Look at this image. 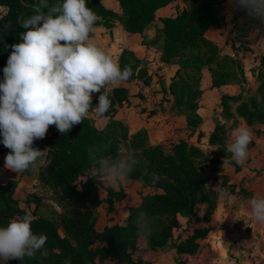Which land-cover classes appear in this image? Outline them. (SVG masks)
I'll use <instances>...</instances> for the list:
<instances>
[{
  "label": "trees",
  "instance_id": "1",
  "mask_svg": "<svg viewBox=\"0 0 264 264\" xmlns=\"http://www.w3.org/2000/svg\"><path fill=\"white\" fill-rule=\"evenodd\" d=\"M176 1L178 0H117L124 13L125 28L131 34H143L146 27L156 19L157 12ZM184 1L192 2L196 6L195 9L191 12L185 11L176 17L162 19L165 38L163 56L167 61L178 58L183 67L189 66L199 71L205 66L213 69L211 65L216 62L215 48L214 50L209 49L201 55L195 54V51L205 45H212L206 38V33L210 29L219 30L223 27L220 9L215 7V3L221 0ZM50 2L52 5L59 0H50ZM39 3L38 0H0V6L6 8V13L0 18V81L3 80V68L6 66L8 55L11 52V48L6 45L20 42V33L25 31L17 21L22 17L26 19L35 14L34 6ZM87 4L99 18L112 19L117 16L114 11L104 6L103 0H87ZM99 23L101 22L97 21L96 25ZM210 50L214 51L212 55H209ZM119 65L121 68L126 65L131 67L130 81L147 76L146 69L141 66V60L129 50L122 52ZM214 74L217 75L215 70ZM222 83V77L214 76L212 87L220 88ZM259 84L263 97L261 102L253 100L252 104L255 106L253 111L249 110L250 107L245 102L239 104L235 110L233 106L238 103L237 99L229 95H222L224 117L235 120L237 116H242L250 124L264 121V71L259 74ZM170 88L174 100L184 105V115L182 113L180 115L186 117L190 128H199L203 121L198 114L199 101L203 91L186 79L173 81ZM116 90L114 89V93L117 92ZM119 90L125 92L126 96L123 99L127 100L129 91L124 88ZM123 99L115 95L114 100L110 98L111 105L115 102L122 103ZM110 119L105 130L97 129L88 117L81 124L74 126L68 134L61 135L57 130L46 137L44 148L49 151L53 160L43 170L41 182L48 185L57 194V197L66 203H64L65 205L78 208L85 195H87L86 199L95 204L98 199L99 182L96 178L91 177L84 181L79 180L80 177L89 175L93 170L88 148H97L100 150V155L115 157L118 148L122 146L132 150L138 161L129 176L142 177L145 181L153 183L152 176L155 174L159 179L153 185L156 189L163 190V193L144 196L139 206L130 208L129 221L135 223L136 216L141 211L146 213L149 221L153 216L192 218L198 206L208 201L207 184L210 177L206 173H201L199 176V170L204 169L209 157L204 156L199 147L188 145L185 142L176 145L170 154L166 153L162 147L151 150L145 129H141L131 137L123 122L113 117ZM225 130L222 124H218L209 139V144L218 147L221 152L225 151L227 143ZM0 140H2V136H0ZM229 160V164H233L239 169L235 161ZM77 182H80L79 185L82 187L80 194L76 192L77 187L72 186L75 185L74 183L77 185ZM11 183L10 181L6 185L0 184V213H4L9 219L25 213L17 208V202L12 196L14 186ZM70 216L67 210V214L58 221L60 226L46 219L33 220L32 231L36 234L42 233L47 237L45 245L47 255L41 257L40 253H37L35 258L26 257L22 261L12 260L9 263L49 264L56 257H61L71 259L76 264H85L88 252L86 253L85 250L87 245L83 247L81 243L84 239H90L99 244L92 255L102 264L114 260L121 261L125 258L126 246L112 237L114 230L98 233L90 214H77L72 218ZM60 227L66 232V235L74 237L77 246H73L71 244L73 242L59 234ZM169 231L168 228L164 229L162 240L156 243L163 244ZM206 233L205 230L196 231L194 236L184 243L183 248L189 247L195 240L204 237Z\"/></svg>",
  "mask_w": 264,
  "mask_h": 264
},
{
  "label": "clouds",
  "instance_id": "2",
  "mask_svg": "<svg viewBox=\"0 0 264 264\" xmlns=\"http://www.w3.org/2000/svg\"><path fill=\"white\" fill-rule=\"evenodd\" d=\"M229 2L264 25V0ZM34 13L17 21L25 31L20 33V42L6 45L11 52L0 81V143L9 149L4 167L17 174L36 168L45 156V150L34 147V142L44 139L50 126L63 135L91 113L103 118L112 104V88L132 76L130 66L121 68L92 41L98 18L87 0H59L52 5L40 0ZM95 93L100 95L93 107ZM252 139V129L239 125L231 131L225 152L232 161L243 164ZM99 152L88 148L99 184L114 187L127 182L138 163L132 150L121 146L115 157ZM229 163L223 158L222 164ZM158 179L153 174V183ZM218 196L225 201L234 199L225 189H218ZM239 207L254 222L264 225V194L250 196ZM33 220L32 213L25 212L0 226V264L35 258L37 253L47 255V237L32 231ZM135 223L142 234L147 232L145 212H138Z\"/></svg>",
  "mask_w": 264,
  "mask_h": 264
},
{
  "label": "rangeland",
  "instance_id": "3",
  "mask_svg": "<svg viewBox=\"0 0 264 264\" xmlns=\"http://www.w3.org/2000/svg\"><path fill=\"white\" fill-rule=\"evenodd\" d=\"M38 1L40 2V0ZM103 1L111 9L117 6V0ZM178 1L179 4L173 5V7H171L169 11H165L164 14H158L157 12L159 19L162 20L168 16L172 17V15L178 16L185 11L191 12L196 7L192 2H186L184 0ZM48 3L51 5L50 0H48ZM184 3H192L193 5L185 7ZM114 12L117 14L116 17L112 19L97 17V21L104 23L107 28H113L116 26L115 24L119 23L123 25L124 30L127 32L124 25L125 17L122 9L120 12ZM5 13L6 8L0 6V18ZM253 21L254 24L256 23L255 25L260 28L258 35L264 37V25H261L257 20ZM256 38H254L252 42L256 50L253 54H241L234 48L233 52H236V56L230 57L229 55L223 54V50H220L212 41H210V43L213 47L208 44L200 49H196L195 54L199 55L209 49L214 50L215 48L216 50V62L212 64L214 67L212 66L213 69L208 70V66H205L206 72L193 69L189 66L183 67L178 58L167 61L163 53L161 54L157 50L151 51L149 48L148 50L150 53H147L146 58L143 60L140 59L141 66L147 71V76L134 81L128 80L111 90L109 98L113 100L115 95L121 99L125 98L126 94L122 91L123 89L119 90L120 88L128 90L127 100L123 99L122 103H113L103 118L96 117L94 113H91L89 118L93 121L97 129L105 130L111 121L110 117L117 119L119 116L122 118L120 121L128 128L131 137L141 129H145L148 134L149 147L151 150L162 147L166 153L170 154L174 147L182 142L197 146L203 151L204 156L209 157V165L207 163L204 169L202 168L203 170H199V176L201 173H206L208 176H217L220 173L218 166L220 161H218L217 158L220 157L222 160L223 158L230 159V154L225 151L221 152L218 147L209 144L210 136L216 130L217 125L222 124L225 127V139L226 142H228L231 131L240 125V118H242L246 125L252 128V130L257 126L264 125V121H256L254 124H250L247 119L242 116H237L235 120H229L225 118L224 113H222L223 108L221 99L220 102H217V99L214 100L213 95H209L211 97H207L203 100L205 102L200 103L199 106V112L203 115L202 119L204 123H201L202 125H200L199 128L188 129L187 125L184 123V105L174 100L170 85L175 80L186 79L191 81V83L199 89L204 88L205 90H211V80L214 76L216 78L222 77L223 80H233L237 84V87L233 90L234 95L229 96L235 97L238 102L233 107L236 110L239 104L245 102L250 107L249 110L253 111L255 109L254 104H252L253 100L261 102L263 97L260 93L259 74L264 71V42L259 44L258 41L255 42ZM227 44L229 43L227 42ZM240 44L241 42L238 41V43H234V46L237 47L240 46ZM261 51L263 52L259 54L258 52ZM241 52L244 53L243 51ZM213 53L214 51L210 50L209 55ZM214 70L217 72V75L214 74ZM255 78L257 80V85H254ZM114 89H117L116 93H114ZM231 89L232 88H230V90ZM225 90L226 91H222V95H227V89ZM99 95L100 93L93 94V107L98 103ZM181 113L183 115H180ZM254 130V134L257 133L258 136H261V131ZM56 131L57 129L55 126H50L46 137ZM195 134H197V137H195ZM46 137L34 142V147L45 150L46 153L39 161L38 166L20 174L4 167V157L9 152V149L4 147L3 144H0V184L6 185L10 181L12 182L11 184L14 186L12 196L17 202V208L25 212H31L34 220L46 219L59 226L60 224L58 221L63 215L67 214V210L71 215L70 218L77 214H90L94 221L95 230L98 233L114 230L112 237L116 238L120 244L123 243L126 246L125 258L123 260H114L107 264H153L151 261L153 257L157 256L160 258V256L164 254H169L173 249V256L175 258L178 256L176 258V264H183L182 259L185 254V249L183 248L184 243L188 242L196 232L194 231L191 235L186 234L187 230L184 217L153 216L149 221L148 230L144 234H142L137 227H133L136 226L135 223L129 221L130 208L139 206L144 196L163 193V190L156 189L153 183L145 181L142 177L129 176L127 182L118 186L105 187L104 185L98 184V199L95 201V204L89 201V199H86L87 195L84 194L85 197L81 199V206H78V208L71 206V208L69 205H65L66 203L58 198L57 194H55L48 185L41 182L43 170L48 167L53 160L49 151L44 148ZM261 175H264L262 171ZM90 177L96 178L94 170H92L89 175L80 177L79 180L84 181ZM79 183L80 182H77V185L76 183L72 185L77 187L76 192H78V194L82 192V187ZM205 203L208 204L211 209L210 197H208V201ZM206 213H209V209ZM204 218L207 219V215H205ZM10 220L11 219L5 216L4 213H0V226H6ZM193 220H198L195 215H193L188 222ZM166 228L170 230L166 236V241L163 244L156 243L162 240L164 236L163 232ZM59 234L63 238H67L73 242L71 243L73 246L78 245L74 237L66 235V232H64L61 227ZM75 235L78 236L77 234ZM184 235L188 236V238L184 239ZM83 241L81 242L82 246L84 247V245H87L85 250L86 253L88 252L86 254L87 258L85 264H102L92 255L99 247V244L94 241L92 242L90 239H84ZM8 264L10 263L8 262ZM49 264L76 263L71 259L56 257L54 260L50 261Z\"/></svg>",
  "mask_w": 264,
  "mask_h": 264
},
{
  "label": "crops",
  "instance_id": "4",
  "mask_svg": "<svg viewBox=\"0 0 264 264\" xmlns=\"http://www.w3.org/2000/svg\"><path fill=\"white\" fill-rule=\"evenodd\" d=\"M103 3L109 10L121 11L118 2L113 9L109 8L104 1ZM177 4L179 1L160 9L158 14H164L165 11H169L173 5ZM192 5V3H184L185 7ZM215 7L219 8L222 13L223 27L219 30L210 29L206 33V38L215 43L220 50H223V54L230 57L236 56V52H233L234 48L241 54H253L256 51L255 45L252 44L253 39L257 37L255 42L258 41L259 44L264 42V37L258 35L260 28L255 25L256 23L254 24V19L243 10H237L233 7L229 0L219 1L215 3ZM175 16L172 15V17ZM115 25L113 28H107L101 22L95 25V32L92 33V41L109 54L115 62L120 64V57L124 50L133 52L142 60L146 58L147 53H150L149 48L151 51L157 50L162 54L165 38L163 23L158 16L143 34H131L124 30L123 25L119 23ZM238 41L241 42L240 46H234V43L236 44ZM263 51L258 53L261 54ZM202 70V72L207 71L205 67ZM213 78L211 90L201 88L203 94L199 106L200 103L205 102L203 100L211 97L209 95H213L214 100L217 99V102H220L222 91H226L225 89H227V95H234L233 90L237 84L233 80L225 79L220 88H214L212 87ZM256 81L255 78L254 85ZM230 88L232 89L230 90ZM198 114L203 117L199 109ZM117 119L122 118L118 116ZM184 123L188 129H191L185 116ZM242 124L246 123L240 118V125ZM254 129V131H261V136L253 133L247 160L243 164L236 163L239 169L233 164L224 165L222 164L223 160L220 157L217 158L220 161L218 164L220 173L217 176L210 175L211 178L207 184L211 209L205 203L198 206L194 212L198 220L188 222L189 219L184 218L186 234L191 235L194 231L199 230H205L207 233L204 237L195 240L189 247L184 248L183 264H264V225L254 222L239 207L250 196L264 194V175H261V171L264 173V125ZM218 189H225L234 199L227 201L220 199ZM208 209L209 213H206ZM205 215H207V219L204 218ZM187 238L188 236L184 235V239ZM173 253L174 249L169 254L160 256V258L153 257L151 261L153 264H176L178 256L175 258Z\"/></svg>",
  "mask_w": 264,
  "mask_h": 264
}]
</instances>
